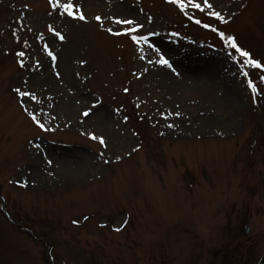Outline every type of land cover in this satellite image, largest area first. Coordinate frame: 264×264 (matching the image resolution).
<instances>
[{"label":"rangeland","instance_id":"374dc122","mask_svg":"<svg viewBox=\"0 0 264 264\" xmlns=\"http://www.w3.org/2000/svg\"><path fill=\"white\" fill-rule=\"evenodd\" d=\"M179 2L0 0V264L264 253V0Z\"/></svg>","mask_w":264,"mask_h":264},{"label":"snow or ice","instance_id":"6c2138e0","mask_svg":"<svg viewBox=\"0 0 264 264\" xmlns=\"http://www.w3.org/2000/svg\"><path fill=\"white\" fill-rule=\"evenodd\" d=\"M49 3L53 5V8H62L63 11L67 14L68 17L70 18H73V19H79V20H84L85 17L83 14H79V15H75L74 12H73V3H72V0H68V3H65V4H59V0H49ZM169 3H172V4H176L179 9L183 12L184 9H185V4L184 3H181L179 2V0H169ZM188 3L191 4V6L194 8V9H197L199 11H203L205 8L206 9H211L213 6L212 4H210L208 2V0H203V7L201 6V4H198V3H193L192 0H188ZM76 12L79 13V8L76 9ZM210 15L213 16L215 19L217 20H223L224 18L218 13V12H210ZM97 21L100 20V17H96ZM115 23L117 25H120V24H124V25H132L133 24V21L131 20H116ZM195 23L197 24H200L201 22L199 20L195 21ZM205 28L209 27L208 24H204L203 25ZM50 31H52V29L50 28L49 29ZM213 32L216 31V29H211ZM111 34L113 35H121L122 33H120L119 31L117 32H112L111 29L108 30ZM136 29L135 28H131L130 32L129 33H123L124 35H130L131 36V39L132 41L135 43L137 42L139 39H141V37L137 36V35H134L133 33H135ZM55 35L59 36L58 33H55ZM221 38L222 39H225L228 44L230 45L231 48L235 49L236 52H238L240 54V56L243 58V62L245 65L249 66V67H255L257 69H260L262 66L259 62H257L256 60L252 59L250 57V54L241 50L237 44L234 42L233 38L232 37H224L223 34L221 33ZM59 39L63 40L64 37L63 36H59ZM146 39V38H144ZM149 47H151V45H149ZM18 55L20 56H23V53H19ZM49 56H52L51 52L48 53ZM52 59L55 60V56H52ZM159 64H161L162 66H167V67H170L171 65L169 64V61L167 59L164 58L163 55H161L159 57V61H158ZM247 75V73H245V76ZM261 81L264 82V76L261 77ZM248 87L252 90L253 94L255 95L257 93V89L256 87L252 84L251 81L248 82ZM22 95H27V93H22ZM92 108H97V105H92ZM83 116L88 118L92 115H94L95 113H93L91 110H86L84 111L83 113ZM35 119V118H34ZM40 127H43V125H38ZM172 125H169V127H171ZM90 139L92 140H98L99 143L104 146L105 145V141L102 137H97L95 135H91L89 137ZM119 229H117L118 231Z\"/></svg>","mask_w":264,"mask_h":264},{"label":"water","instance_id":"95a60500","mask_svg":"<svg viewBox=\"0 0 264 264\" xmlns=\"http://www.w3.org/2000/svg\"><path fill=\"white\" fill-rule=\"evenodd\" d=\"M245 233H247V229H245ZM258 264H264V255L262 256Z\"/></svg>","mask_w":264,"mask_h":264},{"label":"trees","instance_id":"16d2710c","mask_svg":"<svg viewBox=\"0 0 264 264\" xmlns=\"http://www.w3.org/2000/svg\"><path fill=\"white\" fill-rule=\"evenodd\" d=\"M130 118H133V115L132 114H130ZM138 132V131H137ZM137 132H136V134H137ZM138 135H139V133H138Z\"/></svg>","mask_w":264,"mask_h":264}]
</instances>
